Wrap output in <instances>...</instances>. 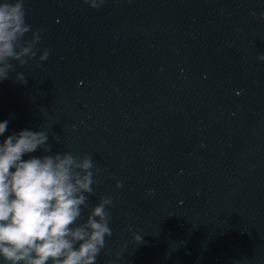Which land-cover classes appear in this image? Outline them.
Wrapping results in <instances>:
<instances>
[{"label":"water","instance_id":"water-1","mask_svg":"<svg viewBox=\"0 0 264 264\" xmlns=\"http://www.w3.org/2000/svg\"><path fill=\"white\" fill-rule=\"evenodd\" d=\"M24 7L41 39L0 80V143L44 130L51 153L23 159L92 156L81 222L112 198L97 264H264V0Z\"/></svg>","mask_w":264,"mask_h":264},{"label":"clouds","instance_id":"clouds-1","mask_svg":"<svg viewBox=\"0 0 264 264\" xmlns=\"http://www.w3.org/2000/svg\"><path fill=\"white\" fill-rule=\"evenodd\" d=\"M105 0H84L96 9ZM25 0H0V80L8 79L13 61L24 66L36 58L40 32L26 22ZM264 19V13L261 14ZM31 33V39L25 36ZM49 50L39 55L37 66ZM264 61V54L258 56ZM16 80L27 84L23 73ZM8 121L0 122V136ZM44 130H22L0 143V260L3 264H97L111 237L112 198L101 196L81 222L83 210L94 195V163L91 155L64 151L23 159L42 149L51 153ZM117 188L122 187L120 182ZM136 243L142 242L139 234ZM117 254V259H120ZM114 264V262H113Z\"/></svg>","mask_w":264,"mask_h":264}]
</instances>
